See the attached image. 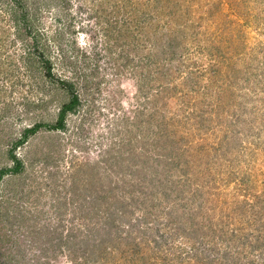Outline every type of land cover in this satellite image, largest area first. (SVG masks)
I'll use <instances>...</instances> for the list:
<instances>
[{
    "label": "rangeland",
    "instance_id": "1",
    "mask_svg": "<svg viewBox=\"0 0 264 264\" xmlns=\"http://www.w3.org/2000/svg\"><path fill=\"white\" fill-rule=\"evenodd\" d=\"M66 1L71 15L83 13L79 0ZM143 11L155 25L130 42L145 45L111 62L113 69L108 59L118 50L95 31L106 22L86 9L75 42L48 43L52 72L68 81L77 103L63 129L40 127L12 152L26 128L52 127L63 99L54 90L52 98L44 95L43 82L24 71L21 46L12 47L17 32L0 11V264H264L258 250L249 254L264 233V0H151ZM52 14L41 18L43 35H72ZM167 20L174 22L161 28ZM188 22L200 26L197 35ZM169 38L177 48H154L155 61L139 63L153 43ZM213 69L219 88L226 86L220 100L230 107L216 99ZM145 121L157 129L165 123L168 146L159 139L134 146L143 154L137 161H105V149L128 141ZM165 153L170 175L162 182L192 205L191 219L183 215L189 226L166 213L162 186H153ZM156 160L162 165L154 170ZM137 171L148 177L141 182ZM129 173L133 184L116 189Z\"/></svg>",
    "mask_w": 264,
    "mask_h": 264
},
{
    "label": "trees",
    "instance_id": "2",
    "mask_svg": "<svg viewBox=\"0 0 264 264\" xmlns=\"http://www.w3.org/2000/svg\"><path fill=\"white\" fill-rule=\"evenodd\" d=\"M79 9L82 8L83 13H80L79 16H75L78 17L75 18L74 15H71L70 11H69V7H65L68 5L66 0H0V11L5 12L6 15L9 13V16L11 17V21L12 22V27H14L15 32H17L16 35H13V45L12 47L16 48L17 45L21 46V55L18 56L21 60H22V68H24V71L27 73H29V75L33 78L34 83L39 82L40 84L43 82V88H42V93L44 95H48V97H53L54 95H52V91L54 90L55 92H58L59 96L62 97L63 101H61V103L59 104V107L57 109V113H56V118L55 121L52 125V127H50V125H44L41 126L40 123L38 124H34L32 125V127L26 128L23 133H22V137L21 140H17L16 142H14L12 144V147L9 149L12 150L14 149V147H16L17 145H19L21 143V141H24L26 139V135H33L37 129H39L40 127H47L46 129H50V130H60L63 129V122H64V118L67 114V112H69L70 110H72V108L74 107V105L77 103V96L76 93L74 91L70 90L69 85H67L68 81L66 79H61L58 76H55L52 72V63H53V57L50 58V53H51V47L48 45V43L50 41L52 42H56L60 39L63 40H68V38H72L74 37L73 41L75 42V35H80L83 34L84 32H82V29H80V27L82 28V19L83 16L85 15V9L88 10L91 13H94V19H98L102 20L104 18L106 24L100 29L98 30L97 28L95 29V31L100 32L101 36H102V41L104 43V45H108L110 44L114 50H118V57L116 58H109L108 60L110 61L108 63V66L110 68L113 69V66L116 65L117 60H119L121 57L125 56V54L127 53V51H130L132 48V50H136V47L139 46V50L141 51L143 46L145 45V41H143L144 37L147 35L145 32L148 30V28L152 25H155L154 22L150 21L148 17H144V7L147 6V4H149V2L151 0H141L140 2L137 3V5L135 6V2L132 0H99L98 4H93L90 7H86L88 6V4L86 3V0H79ZM123 1V2H121ZM137 2V0H135ZM159 1V0H157ZM28 3V7L25 8V5ZM58 4V5H56ZM140 7V8H139ZM33 8V9H32ZM48 9L45 10V9ZM84 8V9H83ZM89 8V9H87ZM52 11V13H50ZM59 12V18H56V14H58ZM113 12V13H112ZM179 12V9L175 10V14H177ZM112 13V15H111ZM52 14L53 15V23H57L59 25H61V29L66 30L67 32H71L72 35H51L50 39H47L46 35H43V32H41L42 30V26H43V22H41V18L43 20H45V18ZM186 16V15H185ZM151 17V16H150ZM183 17V16H182ZM185 19V17L181 18V19H177L181 22H183ZM85 20V19H83ZM102 22V21H101ZM172 22L174 21H163L164 26L161 28H164L166 25H170ZM189 23V22H188ZM190 25V29H191V33H197L195 30H193L195 27H198L199 29V25L197 23H189ZM192 25V26H191ZM182 26H187V23H183ZM189 26H187L186 28H188ZM76 28V29H75ZM91 28V27H90ZM72 29V31H71ZM196 29V28H195ZM133 32L132 35H130V32ZM152 31V30H151ZM21 32L23 35H21ZM42 33L41 35H38L39 33ZM73 32V33H72ZM138 33L140 35H143V39H139L136 43L130 42V41H134V39H137L139 37H136L135 35H138ZM156 33V28H154V30L152 31V35H155ZM2 34V32H1ZM32 34V35H31ZM146 34V35H145ZM157 34V33H156ZM196 35H192V37H196ZM59 36V37H58ZM28 38H31L32 40L30 42H28ZM58 39V40H57ZM128 39V40H127ZM143 41V44H142ZM130 43L128 46L127 43ZM167 44L165 45H161L160 41H157L155 43H153V45L151 46V48H148V52H146L142 58H141V62L139 63H152V61H155L156 59V53L154 50V48H163V47H167L170 48L171 50L173 48H177L178 46H176L173 42H172V38H169V41L166 42ZM61 50V49H59ZM171 61H174L173 59H171ZM170 61V62H171ZM114 64H112V63ZM226 62H231V60L229 58L226 59ZM143 67V65H142ZM230 70V69H229ZM212 75H213V82L216 83L215 87H216V99L218 101V103L220 102L221 106H228L230 107L231 105L229 104H223L220 100L221 94L225 93L224 89L226 88V86H224V84L221 83V87L219 88V84H217V80H215V77L219 75V71L217 69H213L211 71ZM79 79H83L85 80L86 77L84 76L83 73H78L77 74ZM77 78V79H78ZM242 82H247V78L246 79H241L240 81V85ZM236 87V86H235ZM230 88L228 89V92ZM221 93V94H220ZM230 95V94H229ZM229 103V100H228ZM151 117V116H150ZM225 117V116H223ZM222 117V118H223ZM221 119V117L219 118ZM168 123V122H166ZM219 123V122H218ZM144 125L145 127L143 128ZM152 124L149 121H145V122H138V129L136 132H132L129 136V140L124 143H122L120 146L118 145V143L116 145H118L114 150H111V146H108L107 149H105L106 151L104 153H102V155L105 157V161L109 162L110 159L113 160V162H118L121 161L122 158L123 159H131V160H135L137 161L141 155L140 154V150L139 152L134 150V146L140 145V147H147L146 145H149L150 143L154 146L156 143H159V139H160V143L162 145H165V147L168 146V142L167 139H170V135L166 132H163V130L166 127L165 123H163V125L159 126L158 129L154 128L151 126ZM172 125V124H171ZM156 126V125H155ZM171 127V126H170ZM166 130V129H165ZM141 131V132H140ZM164 133V134H163ZM164 135L165 139L162 138V136ZM152 140V142H151ZM165 152L166 149L164 148ZM112 151H114L113 153H111ZM130 154V155H129ZM159 155H157V159H161L162 157V153H158ZM161 155V156H160ZM12 157V155H11ZM161 157V158H160ZM168 156L165 153V156L163 158L162 163H164V166L161 167V169H163V176L158 174L161 179H159L160 181H155L153 182V186H157L160 185L162 186V195H163V201L169 205V207L167 208L166 213L170 214L171 216H174L176 219V222H181L187 226H189V222L187 221V218H190L192 216H190V211L193 210L192 209V205L189 204V207L187 204H184L183 202H180L178 200V198L176 199V190L173 188H169L172 186H165L163 184V180L167 177H169L170 172L167 173L168 170ZM239 161V160H238ZM237 160H235L234 164L238 163ZM158 160H156V163L154 165V167H152V169L155 170V167L158 165H162L161 162L158 164L157 163ZM176 163V161L173 162V165ZM142 166V165H141ZM119 169H121V166L118 167ZM141 168L144 169V167L142 166ZM166 168V173L164 174V169ZM20 169V165L17 162L15 167L12 168L14 173H17L16 171H18ZM118 169V170H119ZM6 170H0V178L2 177L3 174L5 173ZM142 171H146V170H142ZM141 171V172H142ZM12 172V171H11ZM12 172V173H13ZM115 174L118 176V171H114ZM13 173V174H14ZM138 173V174H137ZM126 174V173H125ZM130 174V175H129ZM128 174V179H125V175L121 174L120 175V181L121 184L120 186H115L116 189H120L123 190L124 189V185L127 184H133V173H129ZM137 177H139L138 180H140L141 182H143L148 176L146 173L143 172V175L139 173V171L134 173ZM150 174V173H149ZM220 180L223 182V185L225 183V180L222 179L221 175H220ZM130 181V182H129ZM136 181V180H135ZM134 181V182H135ZM211 183V182H210ZM213 184V183H212ZM127 187V186H126ZM210 192L212 190L211 187L207 188ZM216 189V188H214ZM164 190H167L168 193L170 192V194L164 192ZM208 191V192H209ZM204 197L205 199L202 201V203L200 204V206H204L206 207L207 204L209 203L208 200L210 198V196L212 195V193H208ZM117 195H119V193H117ZM195 193L191 194V203H195L196 199H199L195 197ZM145 203V207L149 208L152 206L151 202H150V198L148 201L144 202ZM160 205H162L161 203H158ZM149 206V207H148ZM262 206V205H261ZM187 209V210H185ZM180 212H178V211ZM187 214V218L184 219L183 215ZM255 213V212H254ZM193 215V214H192ZM237 222L241 223L243 222L244 225L248 226V224L246 223L247 221H243V219H241L240 217H237ZM172 221L169 220L168 222L165 221V224L171 223ZM163 223V221H162ZM161 223V225H162ZM171 225V224H170ZM264 232V230H263ZM256 241L255 243L253 242V246L250 247V251L249 254L251 255L252 253L257 252L258 250V256L261 257V260L264 261V233H261V237L258 238L256 237Z\"/></svg>",
    "mask_w": 264,
    "mask_h": 264
}]
</instances>
